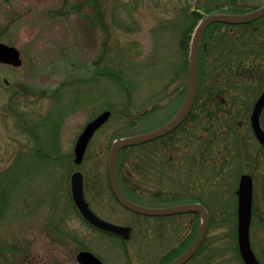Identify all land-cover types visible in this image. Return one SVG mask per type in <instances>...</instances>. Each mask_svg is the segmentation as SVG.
Returning <instances> with one entry per match:
<instances>
[{
    "label": "rangeland",
    "instance_id": "rangeland-1",
    "mask_svg": "<svg viewBox=\"0 0 264 264\" xmlns=\"http://www.w3.org/2000/svg\"><path fill=\"white\" fill-rule=\"evenodd\" d=\"M230 5L244 13L263 6L264 0H0V40L16 46L23 58L20 67L0 65V264H81V249L93 251L105 264H141L136 229L125 246L119 237L91 225L75 205L72 175L82 172L86 198L99 216L136 227L138 215L112 192V140L165 122L174 89L189 82L180 39L192 23L190 12L203 14L209 7L215 13ZM260 21L226 24L214 32L248 41L247 47L259 51L264 41ZM252 33L256 36L250 39ZM263 52L261 59L251 53L232 64L208 61L189 139L179 140L187 141L192 161L191 167L176 166L173 174L181 186L173 189L196 192L192 187L202 174L212 213L206 248L187 264H244L236 248L235 192L241 174L251 170L246 151L262 154L248 122L250 106L264 88ZM107 69L121 73L123 83L97 73ZM180 70L181 78L173 81ZM109 107L111 118L96 131L82 163H76L79 135ZM174 145L186 148L165 139L162 158ZM201 148L202 168L194 162ZM137 149L121 151L125 169L134 173ZM259 168L261 175L264 155ZM189 180L193 184L188 187ZM162 199L154 196L153 205H162ZM198 222L193 219L191 227ZM251 238L262 255L264 232L255 221Z\"/></svg>",
    "mask_w": 264,
    "mask_h": 264
},
{
    "label": "flooded vegetation",
    "instance_id": "flooded-vegetation-1",
    "mask_svg": "<svg viewBox=\"0 0 264 264\" xmlns=\"http://www.w3.org/2000/svg\"><path fill=\"white\" fill-rule=\"evenodd\" d=\"M1 41V40H0ZM3 42V41H1ZM6 43V42H4ZM8 44V43H7ZM11 45V44H10ZM207 46V43H205V47ZM253 49V48H251ZM254 50V49H253ZM253 58L261 59L259 56L261 53H253ZM259 55V56H258ZM22 56V55H21ZM0 65H7V66H13L11 64H6L0 62ZM182 71H178V79L181 78ZM177 79V80H178ZM185 86V85H184ZM183 88V87H182ZM181 84L178 86L177 89H174L175 95L174 98L170 99L168 101L167 109L171 108L170 115L168 118L163 122L162 124L147 129L143 132H147L150 130L157 129L164 124H166L169 120H171L177 112L180 110L181 106L184 103V99L186 97L187 92L185 93V96L181 99V96L179 95L181 93ZM264 91V88L260 93L257 95V97L254 99L250 106V115H249V126L250 129L253 132L254 138L257 141V143L260 146V150L262 152L261 155L255 156L254 153H250L249 151H246V156L248 157L249 165L251 166L250 172H245L243 174H250L253 178V212H252V222H251V229L252 225L255 221L257 229H261L262 232H264V173L261 175L258 174L259 168V159H261L262 155H264V144L258 139V137L255 134L253 124H252V113L254 110V107L256 105V102L259 98V96ZM170 93V92H169ZM171 95V94H170ZM169 95V96H170ZM179 96V97H177ZM171 97V96H170ZM159 106L157 107V110H159ZM192 109L190 113L187 115V117L183 120V122L176 127L174 130L170 131L167 134H164L162 136H159L153 140L143 142L141 144H138V149L136 153V159L133 161L134 170L135 173L132 172L129 169H125V164L127 162L126 158L123 159V156L121 157V152L118 156V176H119V182L121 185V188L124 192V194L129 198L130 200L142 204L144 206L148 207H165V206H173V205H179L184 203H192L197 202L202 204L207 210L206 205V199H207V190L204 186V183H202L203 175L201 174V179L199 181H196L194 184L195 186L192 187L196 189V192H192L193 189H191V186L193 183L191 180H189V188H186L185 190H182L183 192L177 191L173 189L175 184L177 185L174 177V170L176 166H180V164L191 167V154H186V151L189 149L186 145H188L187 141L181 143L179 140L181 139V136L185 137V140L189 139L187 132V129L190 128V115H191ZM261 120V126L264 129V108L261 112L260 116ZM165 139L168 140V143L176 142L178 146H181V144H184L186 148L183 147H175L176 145L172 146L169 149V156L165 159L162 158V155L165 154L164 151H166V148H163V145L165 143ZM178 142V143H177ZM127 149V148H126ZM182 149V150H181ZM196 150V149H195ZM197 151V150H196ZM204 151L205 149L201 148L199 149V161H196L200 168L204 167L203 161H204ZM183 152V153H181ZM166 155V154H165ZM181 155H184V159L180 157ZM176 156L177 159H176ZM196 155H194L195 157ZM186 162L188 164H186ZM173 169L170 173V170ZM192 169V168H191ZM187 173H191L190 169L186 170ZM240 176V178H241ZM190 178V177H189ZM240 178L238 181V187L240 184ZM172 187L171 191H162L161 188L164 187ZM178 187L181 186V183L177 185ZM158 188L156 190L149 188ZM112 188V187H111ZM236 189V198H237V220H238V194ZM113 192V189H112ZM114 194V192H113ZM115 196V194H114ZM154 196H162V205L156 206L153 205L152 201L154 200ZM115 199L119 202V200ZM120 203V202H119ZM120 205H122L120 203ZM123 206V205H122ZM135 212V211H134ZM209 212V217L211 220V212ZM139 219L136 227H132L131 235L129 238H124L123 236L107 231L99 229L100 231L107 233V234H114L115 236L119 237L123 243V245L127 246V242L130 241L133 237V231L134 228L136 229V239L138 241V258L141 260V264H168L177 257H179L193 242L195 239L199 227L195 232L196 226L193 228L191 227V222L193 219L202 220V215L199 212H181V213H172L167 215H150L140 212H135ZM189 219L188 221H185V219ZM177 219H184L183 223H176ZM200 226V225H199ZM263 229V230H262ZM193 232H195L194 237ZM207 233L204 236L199 249L195 253V255L191 258L197 257L199 253L203 252L206 248V239H207ZM250 239L251 244L254 252L256 253L254 249V243L255 247L258 249V245L256 243V238L254 239L252 243L251 238V231H250ZM261 249V248H260ZM258 249V250H260ZM125 250H127V247H125ZM259 253H256L258 259L262 264H264V251L262 255ZM188 260L184 264H187L191 261Z\"/></svg>",
    "mask_w": 264,
    "mask_h": 264
},
{
    "label": "water",
    "instance_id": "water-1",
    "mask_svg": "<svg viewBox=\"0 0 264 264\" xmlns=\"http://www.w3.org/2000/svg\"><path fill=\"white\" fill-rule=\"evenodd\" d=\"M262 16H264V5L244 13L218 11L215 13H210L204 18H202L193 34L190 51L188 91L180 110L171 120H169L166 124L157 129L143 133H136L117 137L112 143L109 155L110 182L116 198L122 205L135 212L150 215H167L172 213L193 211L199 212L202 215L201 225L193 242L179 257H177L168 264H184L195 255L208 230V226L210 223L209 212L202 204L197 202L165 207H148L130 200L124 194L119 182V153L123 148L138 145L169 133L170 131L178 127L187 117L193 107L198 92L201 42L208 26L213 23L244 24L255 21L261 18ZM0 62L19 67L23 65V58L21 56L20 50L16 46L0 41ZM263 108L264 91L259 96L252 113V124L255 134L258 139L264 144V129L261 126L260 120ZM111 116L112 111L105 110L86 124L84 130L79 135L75 144L74 153L76 163H82L89 143L93 138L94 134L101 126H103L106 122L109 121ZM72 193L74 201L79 211L84 216V218L88 220L91 224L100 229L122 235L124 238L130 237L132 231L131 226H124L110 222L100 217L95 211L92 210L89 202L86 199L84 189V177L80 170L75 171L72 175ZM237 194L238 245L241 257L245 264H262L252 248L250 239L253 212V178L250 174H243L241 176ZM77 259L81 264H105L99 256H97L94 252L88 249L80 250L77 254Z\"/></svg>",
    "mask_w": 264,
    "mask_h": 264
},
{
    "label": "trees",
    "instance_id": "trees-1",
    "mask_svg": "<svg viewBox=\"0 0 264 264\" xmlns=\"http://www.w3.org/2000/svg\"><path fill=\"white\" fill-rule=\"evenodd\" d=\"M234 3H235V0H234ZM219 8H220V10H218V11H228V12H231V13H241L242 12L240 9L232 7V5H230V7H229L230 10H223L222 7H219ZM212 11L213 10L211 8L205 7L203 14L198 12V11H191L190 12L189 16L191 18L192 23L183 30L182 35H181V39H180V46H181V48L183 50V53H184V55L186 57V63H185L186 68H188V65L190 63L188 57H189V51H190V45H191V38H192L193 28L205 16V13L206 14H210ZM255 21H260V22L264 23V16H262V18H259V19L255 20ZM255 21L249 22V23H247V24H245L243 26L255 23ZM222 26H227V25L225 23H213V24H211L210 26L207 27V29H206V31L204 33L203 40H202V48H201V52H200L199 87H198V92H197V96H196L194 105L192 107V112H191L192 115H193V111L195 110L198 101L203 96L202 82L204 80V75H206V66H207L208 61L213 66L216 65V63L218 64L220 59L226 60L229 64H232V63H235V61L238 58H241L240 57L241 55L249 56V54H251L252 52L258 54V53H262L264 51V41L260 40L262 48H261V50L256 51V49H254L253 47L252 48L254 50L251 49V47L250 48L247 47L248 41H243L242 42V41L237 40L236 38H232L231 36H225L224 34H223L224 36L221 37L220 35H218V33L214 32V29H219ZM257 33L258 32L256 31V34ZM260 35L264 36V32H261ZM255 36H256L255 33H254V35L252 33V35H250L249 38L253 39ZM244 39H248V38H244ZM237 41H239V42H237ZM205 43H207L206 47H205ZM256 43H259V42H256ZM247 58H249V57H247ZM97 73L101 74V75L108 76L112 80H115L117 82L123 83L122 74L118 73V72H115V70H113V69L101 70V71H99ZM178 76H179V74L177 72V74H175V78L173 79V81L177 80ZM187 86H188V84L186 86H182L183 89L181 90V99L185 96V93H186V90H187ZM127 87H128V85H127ZM14 96H17V92H14ZM177 97H179V96H177ZM62 108H64V107H62ZM109 108H110V110L112 109V107H109ZM60 110H62V109H60ZM50 122L53 123L54 119H50ZM53 124H55V123H53ZM114 139L115 138H113V140ZM113 140H112V143H113ZM125 149H123V150H125ZM6 204L7 203H5V205ZM236 215H237V213H236ZM199 225H200V222H198L196 227H194L195 228V232L198 229ZM195 232H193V235H192L193 237L195 235ZM236 248H237V252H238L240 258L242 259L241 255H240V252H239L238 244L236 245Z\"/></svg>",
    "mask_w": 264,
    "mask_h": 264
}]
</instances>
